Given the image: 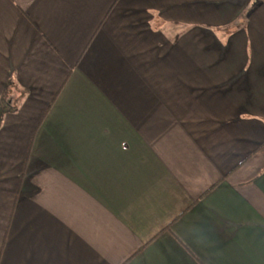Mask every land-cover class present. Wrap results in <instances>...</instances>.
I'll return each mask as SVG.
<instances>
[{"label": "crops", "instance_id": "crops-1", "mask_svg": "<svg viewBox=\"0 0 264 264\" xmlns=\"http://www.w3.org/2000/svg\"><path fill=\"white\" fill-rule=\"evenodd\" d=\"M2 98L0 264H264V0H0Z\"/></svg>", "mask_w": 264, "mask_h": 264}, {"label": "trees", "instance_id": "trees-1", "mask_svg": "<svg viewBox=\"0 0 264 264\" xmlns=\"http://www.w3.org/2000/svg\"><path fill=\"white\" fill-rule=\"evenodd\" d=\"M0 107H1L2 113L10 111L13 108L11 105H9V102L5 98L1 99Z\"/></svg>", "mask_w": 264, "mask_h": 264}, {"label": "rangeland", "instance_id": "rangeland-1", "mask_svg": "<svg viewBox=\"0 0 264 264\" xmlns=\"http://www.w3.org/2000/svg\"><path fill=\"white\" fill-rule=\"evenodd\" d=\"M247 13V10L243 7V16Z\"/></svg>", "mask_w": 264, "mask_h": 264}]
</instances>
